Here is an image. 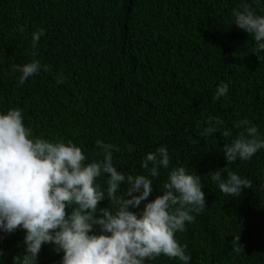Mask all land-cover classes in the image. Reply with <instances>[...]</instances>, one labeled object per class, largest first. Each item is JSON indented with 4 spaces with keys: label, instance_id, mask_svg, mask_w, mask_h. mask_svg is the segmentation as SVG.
<instances>
[{
    "label": "trees",
    "instance_id": "16d2710c",
    "mask_svg": "<svg viewBox=\"0 0 264 264\" xmlns=\"http://www.w3.org/2000/svg\"><path fill=\"white\" fill-rule=\"evenodd\" d=\"M247 3L258 14L264 9V0ZM240 5L241 0H0V111L21 109L34 136L71 140L89 162L102 159L97 139L112 143L119 148L113 163L127 174H146L143 156L166 145L170 168L184 166L204 185L207 206L176 234L190 264H264V150L227 166L253 185L228 197L211 176L226 166L221 149L231 138L219 131L200 135L209 115L222 119L233 137L243 131L235 125L245 118L264 134V52L254 53L253 37L233 24L232 11ZM39 28L45 35L33 48L31 35ZM32 59L49 71L20 85L11 69ZM61 76L64 83L58 84ZM225 82L228 94L214 99ZM167 171L161 169L153 181L149 200L160 194ZM105 179L98 182L106 188ZM108 206L107 198L99 203ZM24 235L20 228L0 233V264H14L24 254ZM62 255L45 244L37 264H60ZM149 264L181 262L161 255Z\"/></svg>",
    "mask_w": 264,
    "mask_h": 264
},
{
    "label": "clouds",
    "instance_id": "9594fccd",
    "mask_svg": "<svg viewBox=\"0 0 264 264\" xmlns=\"http://www.w3.org/2000/svg\"><path fill=\"white\" fill-rule=\"evenodd\" d=\"M232 16L233 24L253 37L254 53L259 56L264 52V9L258 14L247 0H241ZM44 35L43 28L32 33L33 48ZM42 70L49 68L38 59L11 69L13 75L19 73L20 85ZM56 82L62 84L64 78ZM228 92L229 84L221 83L214 99ZM206 124L200 135L219 131L226 140L231 138L221 149L227 164L214 171L211 179L223 194L238 197L252 182L227 166L248 161L264 150V134L247 118L235 125L243 129L235 137L219 117L209 115ZM95 143L102 159L89 162L87 154L71 140L34 136L21 109L0 111V233L11 234L18 228L25 232V252L14 258V264H37L45 244L63 253L60 264H149L161 255L190 264L186 245L176 234L184 232L186 224L194 222V214L207 206L201 176L189 173L184 166L170 168L166 145L143 156L140 167L146 174H127L113 163L118 147L99 139ZM161 169L168 170L166 179L160 194L149 200ZM102 177L106 188L98 182ZM122 185L127 187L122 190ZM105 198L109 206L99 207ZM238 239L233 241L238 244Z\"/></svg>",
    "mask_w": 264,
    "mask_h": 264
}]
</instances>
